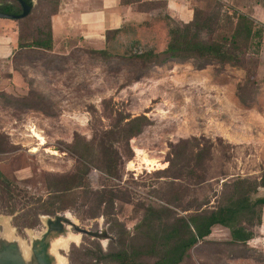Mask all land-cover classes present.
<instances>
[{
    "label": "rangeland",
    "instance_id": "obj_1",
    "mask_svg": "<svg viewBox=\"0 0 264 264\" xmlns=\"http://www.w3.org/2000/svg\"><path fill=\"white\" fill-rule=\"evenodd\" d=\"M219 1L224 5V13L241 12L264 28V0ZM185 2L192 15L190 22L195 8L207 13L217 1ZM159 3L165 6L168 14H174L167 8L166 0H159ZM42 8L41 15L46 20L51 5L43 4ZM172 17L180 21L175 15ZM148 20L160 50L168 40L167 26L156 17ZM133 29L137 30L138 37L146 31L145 26ZM130 41L125 35L118 43L106 44L104 48L109 50V58H101L93 53L94 49L78 43L61 44L50 52H17L12 58L18 78L15 82L22 87L23 95L2 93L0 96L3 103L0 108V171L21 191L16 193L17 204L12 216L7 214V209L0 210L3 229L0 238L17 245L27 264L35 244L48 235L49 222H59L65 230L62 235L49 234L50 264H94L87 250L92 251L96 243L104 251L115 247L112 223L88 209L69 207L53 215L39 213L33 228L14 226L13 218L37 212V200L45 199L48 193V175H68L80 164L70 146L77 143L81 149V143L99 138L120 115L145 116L149 122L128 145L120 142L115 146L124 160L121 179L108 180L92 166L87 178L94 189L115 185L121 190L118 195L122 199L116 201L113 217L131 234L141 220V205L161 204L160 194L167 191L169 181L156 172L168 167L171 146L180 141H188L189 151L193 152L196 143L210 146L204 159L207 171L201 188L190 185L195 182L192 179L180 183L183 187L189 186L183 204L197 200V203L211 206L223 182L237 178L259 181L264 176V33L256 73L258 89L253 99L248 98L247 106L236 95L246 80L244 69L214 61L202 69L195 61L144 69L141 62H133L127 56ZM1 70L3 86L11 81L12 74ZM32 130L44 139L43 145L33 137ZM135 149L156 159L154 170L139 165ZM130 162L135 169L129 168ZM62 215H68L69 222L77 227L100 231V238L103 234L105 238L97 240L76 234L70 224L61 219ZM248 229L254 232L252 240L255 241L246 246H232L228 243V231L214 228L210 239L191 251L183 264H264V222L260 227ZM67 235L76 236L78 241L70 242L66 248L51 249L53 243ZM8 236L13 237L12 242L5 239ZM25 253L29 254L28 259Z\"/></svg>",
    "mask_w": 264,
    "mask_h": 264
},
{
    "label": "trees",
    "instance_id": "obj_2",
    "mask_svg": "<svg viewBox=\"0 0 264 264\" xmlns=\"http://www.w3.org/2000/svg\"><path fill=\"white\" fill-rule=\"evenodd\" d=\"M24 1L31 10L25 18L16 20V53L50 52L54 49L51 17L57 13L58 0H37L35 5L31 0ZM216 1L214 8L207 13L203 12L204 9L195 8L192 20L183 23L170 17L159 0H121L124 6L136 4L139 11H158L156 18L165 22L168 40L158 50L155 44L157 36L151 23L147 22L144 24L146 31L141 37L132 28L129 32L115 30L107 33V46L113 42L118 43L125 35L131 38L126 54L131 61L141 62L144 69L187 61H195L199 69L213 61L242 68L246 71V80L237 89L236 95L247 106L248 98L253 99L258 89L256 73L264 28L241 12L224 13V5L221 1ZM43 4L51 5L46 20L41 15L44 11ZM0 12L20 15L22 9L16 0H8L0 2ZM106 48L93 50V53L101 58H109L111 55ZM148 123L145 116L130 118L120 115L113 126L102 132L99 138L81 143V149L77 143L70 146L71 153L79 159L80 164L68 175H48V193L45 199L37 200V212L30 211L16 216L13 218V225L33 228L37 225L39 213L53 215L69 207L85 211L88 209L95 212V215L100 213L112 223L111 231L115 234L116 241L115 247L107 251L102 250L97 243L92 251L87 250L90 253L87 255L94 264H183L191 251L210 239L212 230L216 227L228 231L230 245L246 246L255 238L254 232L248 227H260L262 224L264 176L259 181L237 178L231 182H223L221 191L211 206L209 203H197V200L183 204L184 193L189 192V186L183 187L180 183L192 179L195 182L190 185L198 188L205 182L207 168L204 159L209 154V145L196 143L193 145L195 152L189 151L188 141H180L171 146L172 158L168 161V167L156 172L164 175L169 181V187L160 194L161 204L141 205L143 214L132 234L114 219L115 203L122 199L118 195L121 190L115 185L92 188L87 178L90 166L95 167L108 180H120L124 160L115 146L120 142L128 145ZM3 138L8 140V136L4 135ZM19 191L21 190L17 185L0 171V210L7 209L9 216L14 214L17 204L15 199L18 196L16 193Z\"/></svg>",
    "mask_w": 264,
    "mask_h": 264
},
{
    "label": "crops",
    "instance_id": "obj_3",
    "mask_svg": "<svg viewBox=\"0 0 264 264\" xmlns=\"http://www.w3.org/2000/svg\"><path fill=\"white\" fill-rule=\"evenodd\" d=\"M4 1L8 0H0V2ZM31 1L33 5L37 2V0ZM58 2L57 13L51 17L54 48L61 44L70 46L78 43L81 47L104 49L107 44V33L115 30L129 32L131 28L144 27V23L149 22L148 19H153L158 13V11H139L136 4L124 6L121 0H58ZM186 3L185 0H166L167 8H170L174 12L173 15L183 23H188L192 16ZM17 36L18 23L14 20L0 19V72L4 69V72L12 74L10 77L12 82L8 80L3 84L4 88L0 90V94L4 93L8 96L23 95L22 87L15 82L18 78L12 67V58L17 49ZM2 105L3 103L0 102V108ZM8 135L11 136L9 133ZM262 221L264 222V215ZM217 228L219 227L215 229ZM254 241L251 240L247 244Z\"/></svg>",
    "mask_w": 264,
    "mask_h": 264
},
{
    "label": "water",
    "instance_id": "obj_4",
    "mask_svg": "<svg viewBox=\"0 0 264 264\" xmlns=\"http://www.w3.org/2000/svg\"><path fill=\"white\" fill-rule=\"evenodd\" d=\"M19 5L21 6L22 12L20 15H12V14H5L0 12V19L5 20H19L25 18L31 10V7L25 3L24 0H16ZM64 215H62L61 219L63 220ZM66 223L70 224L75 230V232L79 234L86 235L93 239L101 240L99 236L100 231H89L82 229L80 227L75 226V224L69 222L68 220H63ZM62 225L57 222H49L48 223V235H46L38 245L35 244L33 249L31 250V259L29 264H50L51 258L47 254V249L49 246V234H53V232L61 233L63 232ZM3 232V229L0 227V234ZM56 234V233H55ZM104 234L102 239H104ZM47 241V243H46ZM48 244V245H47ZM0 264H27L25 260L22 258L21 253L17 245L7 243L4 239L0 238Z\"/></svg>",
    "mask_w": 264,
    "mask_h": 264
},
{
    "label": "bare ground",
    "instance_id": "obj_5",
    "mask_svg": "<svg viewBox=\"0 0 264 264\" xmlns=\"http://www.w3.org/2000/svg\"><path fill=\"white\" fill-rule=\"evenodd\" d=\"M33 134V137H35L37 139V141H39V145H43L44 144V139L41 138L38 134H36L33 130L31 131ZM35 151V149L33 150ZM135 153H136V158L139 161V165L140 166H145V168L149 171L154 170V167L157 163L156 159H151L149 158L143 151L139 150V149H135ZM129 168L131 169H135L136 167L134 166V164L132 162L129 163ZM63 220H69L68 215L64 216ZM7 241L12 242L13 237L8 236L7 238H5ZM102 240V239H101ZM78 238L76 236H70L67 235L65 237H60V239L57 240V242L53 243L51 245V249H56L57 247H61V248H66L68 246V244L70 242H77ZM23 250V249H22ZM21 250V251H22ZM30 252V251H29ZM23 253V252H22ZM22 255V254H21ZM29 254L24 255V257L26 259H28Z\"/></svg>",
    "mask_w": 264,
    "mask_h": 264
},
{
    "label": "flooded vegetation",
    "instance_id": "obj_6",
    "mask_svg": "<svg viewBox=\"0 0 264 264\" xmlns=\"http://www.w3.org/2000/svg\"><path fill=\"white\" fill-rule=\"evenodd\" d=\"M69 221V220H68ZM71 228H72V230L75 232V230H74V228L72 227V226H70ZM76 234H79V233H77V232H75ZM62 234H65V230L63 229V232H61L60 233V235H62ZM80 235H83V234H80ZM86 236V235H85ZM91 238V237H90Z\"/></svg>",
    "mask_w": 264,
    "mask_h": 264
}]
</instances>
